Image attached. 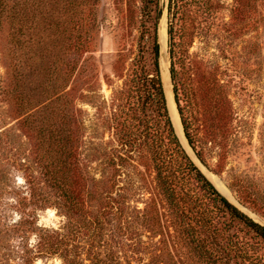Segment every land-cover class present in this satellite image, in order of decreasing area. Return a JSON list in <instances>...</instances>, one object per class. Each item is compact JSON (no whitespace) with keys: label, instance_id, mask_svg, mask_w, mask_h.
<instances>
[{"label":"rangeland","instance_id":"374dc122","mask_svg":"<svg viewBox=\"0 0 264 264\" xmlns=\"http://www.w3.org/2000/svg\"><path fill=\"white\" fill-rule=\"evenodd\" d=\"M158 7L170 69L168 0ZM139 9L140 0H45L46 20L23 22L20 35L2 22L0 264L51 254L64 264H206L145 146L117 157L128 121L140 131L137 111L121 113L136 106L126 94ZM176 16L179 104L202 159L192 154L264 225V0H185ZM260 246L251 264H264Z\"/></svg>","mask_w":264,"mask_h":264},{"label":"trees","instance_id":"16d2710c","mask_svg":"<svg viewBox=\"0 0 264 264\" xmlns=\"http://www.w3.org/2000/svg\"><path fill=\"white\" fill-rule=\"evenodd\" d=\"M183 1L168 0L170 20L167 33L172 58L170 76L184 135L195 150L190 122L179 104L180 83L173 68L176 53L173 40L175 18ZM43 8L45 0H15L11 4L8 0H0V26L2 22H7L13 29L12 34L20 35L23 22L40 17L42 22L46 20ZM139 11L138 50L132 63L130 88L126 94V99L136 106L123 105L121 113L127 115L133 110L137 111L140 131H133V125L128 121V128L120 132L118 137V160L124 161V153L145 146L149 151L157 186L197 258L206 264H251L258 257L260 245H264V225L222 195L179 144L167 114L160 75L157 23L161 9L158 0H140ZM195 151L202 159L199 152ZM114 160L111 158L110 163ZM200 231L207 234L208 238L200 237L197 233ZM239 232L241 236L237 234Z\"/></svg>","mask_w":264,"mask_h":264},{"label":"bare ground","instance_id":"6f19581e","mask_svg":"<svg viewBox=\"0 0 264 264\" xmlns=\"http://www.w3.org/2000/svg\"><path fill=\"white\" fill-rule=\"evenodd\" d=\"M158 42H159V48H160V52H161V56H160V60H159V64H160V68H161L160 75H161V81H162V85H163L164 95H165L166 100H167L168 111L171 114V121L176 128V131H175L176 134L179 136L180 140L182 141V143L184 144L186 149L189 152H191L188 144L186 143V139H185L184 134H183L182 124H181L180 118L178 116L179 114L177 112L178 110H176L177 108L175 107L176 105L174 104V101L172 98V93L170 90V77H169V73H168V62H167L166 53H165V49H166V28H165V21L163 19H161V23H160ZM204 173L206 174L207 177H209V179L214 183L216 188L222 194H224L229 200L233 201L229 191L225 187H223V184L220 182V180L215 175H213L207 171H205Z\"/></svg>","mask_w":264,"mask_h":264},{"label":"water","instance_id":"95a60500","mask_svg":"<svg viewBox=\"0 0 264 264\" xmlns=\"http://www.w3.org/2000/svg\"><path fill=\"white\" fill-rule=\"evenodd\" d=\"M168 73H169V77H170V83H171V76H170V69L168 68ZM171 90H172V85H171ZM163 93H164V91H163ZM172 93H173V90H172ZM164 99H165V105H166V109H167V114H168V116H169V119H170V122H171V125H172V128H173V131H174V134H175V136H176V138H177V140H178V142H179V144L181 145V147L184 149V151L186 152V154L190 157V155H189V153L190 154H192V151L191 152H189L187 149H186V147L184 146V144L182 143V141L180 140V138H179V136L176 134V128H175V126H174V124L172 123V121H171V114H170V112L168 111V107H167V100H166V97H165V95H164ZM173 99H174V102H175V98H174V94H173ZM175 105H176V102H175ZM176 108H177V106H176ZM178 114H179V112H178ZM182 129H183V127H182ZM183 134H184V132H183ZM184 137H185V135H184ZM185 139H186V137H185ZM186 143L188 144V142H187V139H186ZM188 146H189V144H188ZM189 148H190V150H191V147L189 146ZM192 156L194 157V155L192 154ZM190 159L192 160V158L190 157ZM194 160H196V162H197V164L194 162V164L202 171V170H206L205 169V167L200 163V161L197 159V157H194ZM202 173H203V171H202ZM213 185H214V183L209 179V177H207V176H205ZM215 186V185H214ZM216 187V186H215ZM217 189V188H216ZM218 190V189H217ZM219 191V190H218ZM220 192V191H219ZM221 193V192H220ZM222 194V193H221ZM222 195H224V194H222ZM225 196V195H224ZM226 197V196H225ZM227 198V197H226ZM228 199V198H227ZM229 200V199H228ZM229 201H231V200H229ZM234 201V200H233ZM235 202V201H234ZM236 205H238L239 207H241V208H244L243 206H241V205H239L238 203H235ZM234 204V205H235Z\"/></svg>","mask_w":264,"mask_h":264},{"label":"clouds","instance_id":"9594fccd","mask_svg":"<svg viewBox=\"0 0 264 264\" xmlns=\"http://www.w3.org/2000/svg\"><path fill=\"white\" fill-rule=\"evenodd\" d=\"M62 220H63V218H61V221ZM51 227L59 228V223H53L51 225ZM35 243H36V239H35V237H33L32 240L30 241L29 246L30 247L34 246ZM34 264H64V260L59 254H51V255L44 257V258L37 257L34 261Z\"/></svg>","mask_w":264,"mask_h":264}]
</instances>
